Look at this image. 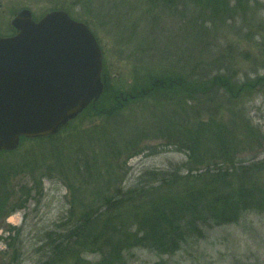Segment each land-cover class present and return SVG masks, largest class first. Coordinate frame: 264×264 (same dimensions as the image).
<instances>
[{
  "label": "rangeland",
  "instance_id": "1",
  "mask_svg": "<svg viewBox=\"0 0 264 264\" xmlns=\"http://www.w3.org/2000/svg\"><path fill=\"white\" fill-rule=\"evenodd\" d=\"M95 2L96 7L102 3L108 8L97 13L98 17L94 5L88 7L91 13L84 10L82 0H0V35H6L12 18L22 10L41 19L64 6L69 16L88 23L102 51L104 77L113 89L128 92L148 74L166 73L176 65L177 73L190 82L228 76L237 86V98L217 88L195 101L187 96L172 103L162 98H124V104L110 115L84 111L68 123L60 142L48 141L41 169L35 171L26 162V167L11 174L5 217L0 218V264H36L47 245L46 233H62L70 209L72 213L83 212L70 188H81V193L94 189L83 184L82 172L75 167L76 155L89 156L92 166L97 164L93 171L101 188L110 183L112 190L140 189L142 174L201 166L189 158L186 137L199 115L205 121L213 118L228 126L234 119L243 120L236 128L248 138L244 142L238 138L243 144L237 159L242 163L264 160V0L232 1L236 18L216 26L207 23L200 40L192 28H185L190 12L180 18L164 13L159 23H151L150 11L159 9L149 7L148 0ZM132 23H136L135 28ZM244 84L258 87L240 92ZM251 132L260 136L251 139ZM19 148L17 153L2 154V165L22 161L21 154L32 145ZM60 162H68L71 168L65 172ZM28 189H34L29 197ZM9 234L14 240H10L14 245L10 248L6 245ZM16 254L19 256L14 260ZM101 259L97 254H84L81 264H98ZM120 264H264V214H244L236 224L205 230L201 238L190 239L173 255L160 256L142 248L129 250Z\"/></svg>",
  "mask_w": 264,
  "mask_h": 264
},
{
  "label": "trees",
  "instance_id": "2",
  "mask_svg": "<svg viewBox=\"0 0 264 264\" xmlns=\"http://www.w3.org/2000/svg\"><path fill=\"white\" fill-rule=\"evenodd\" d=\"M82 1V5L86 6L83 7L84 10L91 13L92 10L88 7L95 6V0ZM232 1L234 0H148V6L153 7V10L159 9L155 13L150 11L151 23H159L164 13L180 18L190 12L192 16L188 18L185 28H192L199 34L200 40L205 35L207 23L216 26L236 18L230 6ZM236 1L239 3V0ZM107 10L102 3L94 8L95 15ZM54 11L68 12L64 6H59ZM73 19L86 26L88 24L83 20ZM130 26L135 28L136 23ZM4 33L5 37L16 34L12 28ZM177 69L175 65L166 73L152 75L149 72L147 78H141L142 81H137L125 93L109 86L103 71L102 97L95 106L87 108L84 114L98 111L110 115L124 104V98L132 101L162 98L172 103L179 96H187L190 101H195L198 98L205 99L206 94L217 88L224 89L231 98H237V86L231 83L228 76H216L210 80L201 77L190 82L181 73H177ZM254 86L244 84L239 91L254 89ZM106 105L111 106L110 109L106 110ZM198 117L199 115L191 124L192 128L187 129L186 137L189 158L195 163L198 161L201 166L186 170L174 167L142 174L139 178L140 189L135 187L127 190L120 187L119 190H112L110 183L105 189L101 188L100 179L93 171L98 168L97 164L92 166V158L89 156L86 158L76 155L78 158L75 167L82 172L83 184L91 185L94 191L85 190L81 193V188H70L77 197V202L82 203L83 212L72 213L73 208L70 209L66 219L67 228L62 233L57 230L46 233L47 245L42 259L36 264H81L84 254L99 255L102 259L98 264H120L123 263L124 253L136 248L148 249L160 256L173 255L190 239L201 238L205 230L236 224L244 214H264V160L242 163L237 159L236 153L238 149L241 151L243 144L239 143L238 138L242 137L243 142L248 138L236 128L238 122L243 123V120L237 122L234 119L228 126L213 118L205 121ZM168 122L170 123V118ZM66 127L48 138L21 140V146L32 145L30 151L21 154L22 161L10 164L8 161L7 165L0 162V218L5 217L11 174L26 167V162L35 171L41 169V160L49 151L48 141L57 142L62 131L67 130ZM259 136L254 132L250 134L251 139ZM19 150L20 148L17 151ZM13 153L3 152L0 156ZM60 167L66 172L71 165L60 162ZM146 178L148 180L143 181ZM32 191L34 189L26 190L27 197ZM10 240L13 238L9 234L6 237L9 248L14 246L10 244ZM15 256L14 260L19 254Z\"/></svg>",
  "mask_w": 264,
  "mask_h": 264
},
{
  "label": "water",
  "instance_id": "3",
  "mask_svg": "<svg viewBox=\"0 0 264 264\" xmlns=\"http://www.w3.org/2000/svg\"><path fill=\"white\" fill-rule=\"evenodd\" d=\"M32 17L18 12L16 34L0 36V154L22 138L58 134L104 92L102 51L88 26L65 11Z\"/></svg>",
  "mask_w": 264,
  "mask_h": 264
}]
</instances>
